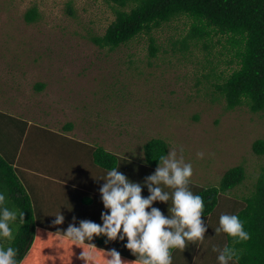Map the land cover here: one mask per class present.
Returning a JSON list of instances; mask_svg holds the SVG:
<instances>
[{
    "label": "rangeland",
    "instance_id": "rangeland-1",
    "mask_svg": "<svg viewBox=\"0 0 264 264\" xmlns=\"http://www.w3.org/2000/svg\"><path fill=\"white\" fill-rule=\"evenodd\" d=\"M69 6L74 16L69 15ZM35 7L39 18L29 24L26 12ZM114 19L104 0H0V113L5 114L0 117V143L5 136L12 144L18 140L16 133L12 138L5 132L7 116L58 131L73 123V138L118 155L129 179L143 182L156 169L148 165L143 147L151 139H164L178 156L183 148L184 161L193 170L188 187L196 193L220 186L229 169L244 164V185L220 197L204 241L189 244L186 252L172 257V264H219L213 248L227 245L226 233L214 230L219 217L240 208L264 165V156L252 151L255 141L264 140V112L254 114L247 107L226 112L223 101H211L213 88L207 89L202 76L213 66L216 73L229 75L236 66L208 57L201 45L185 55L175 53L174 43L189 31L184 20L152 33L159 53L151 58L147 35L114 52L91 41L103 35ZM219 39L213 40L215 53L223 51ZM221 42L225 44L224 39ZM37 84L46 87L39 91ZM148 194L142 188V196ZM152 206L167 214L171 200ZM40 216L50 224L44 212ZM68 224L65 220L57 227ZM116 248L130 252L123 244Z\"/></svg>",
    "mask_w": 264,
    "mask_h": 264
},
{
    "label": "trees",
    "instance_id": "trees-1",
    "mask_svg": "<svg viewBox=\"0 0 264 264\" xmlns=\"http://www.w3.org/2000/svg\"><path fill=\"white\" fill-rule=\"evenodd\" d=\"M104 1L111 6L115 19L103 35L91 37V41L99 48L114 52L138 37L147 35L150 41V57L155 58L158 56L159 47L152 33L163 26L184 20V24L189 25V31L182 40L174 43L175 53L185 55L190 53L193 47L201 45L204 51H208V57H213L214 60L218 57L219 63L236 66L232 67L229 75H226V72L216 73L217 67L213 66L209 73L202 76L206 85H209L207 89L213 88L210 92L211 101H223L226 112L242 107H247L254 114L264 112V0ZM68 11L69 15H75L71 6ZM38 18L36 7L26 12L25 20L29 24L37 22ZM215 38H220L217 44H223V51L218 53L214 52ZM221 39L225 40V44ZM214 60L209 59V66L214 64ZM36 87L41 91L46 86L37 84ZM30 128L32 132H49L40 127ZM73 128V123H68L64 130ZM34 144L37 146L36 142ZM143 148L148 165L155 167L159 157L169 152L168 143L160 138L149 140ZM91 149V159L96 165L108 170L118 167L121 159L118 155L98 145L92 146ZM252 151L258 156H264V140L255 141ZM259 170L254 190L248 197L241 199L243 204L233 213L243 222L244 230L250 234V239L237 242L226 234L227 246L234 248L239 255L238 264H264V165L260 166ZM246 179L247 169L244 164H240L225 173L220 186L197 190L196 195L201 196L204 201L201 219L206 226L209 217L215 214L216 207L220 204V197L231 195L244 185ZM0 191L6 195L7 207L24 211L25 222L16 233L15 240L11 242L18 250L21 264H52L51 257L47 255H55L53 247L60 253L56 264H85L81 252L74 250L75 245H59L57 241L60 235L46 232L49 229L35 211L32 197L19 178L16 168L1 153ZM49 228L54 232L55 227ZM48 237L51 239L48 240ZM96 239V246L109 245L105 243V237ZM8 243L0 241V244L5 246ZM175 250L178 249L171 250L172 255ZM124 253L131 255L128 251ZM36 257L39 259H35ZM135 259L136 257L133 258Z\"/></svg>",
    "mask_w": 264,
    "mask_h": 264
},
{
    "label": "clouds",
    "instance_id": "clouds-1",
    "mask_svg": "<svg viewBox=\"0 0 264 264\" xmlns=\"http://www.w3.org/2000/svg\"><path fill=\"white\" fill-rule=\"evenodd\" d=\"M197 155L202 158L204 154L199 152ZM157 161L155 171L143 182L130 180L118 170L119 167L107 171L100 179L104 181L99 188L104 209L100 213L101 222L82 219L77 224L76 217H73L66 229L53 234H60L57 243H70L78 248L87 245V250L81 253L85 264H96L99 258L95 253L97 247L92 243L95 237H105L106 244L123 242V247L136 257L137 264H172V249L183 252L189 243L203 242L206 232V225L201 219L204 201L188 187L193 170L192 165L184 161L183 148H180L179 156L175 149H171ZM144 187L149 193L147 197L142 196ZM170 200L167 216L152 206L154 202L168 204ZM53 216V226L64 223L61 210ZM24 222V211L7 207L6 195L0 191V241L9 242L6 246L0 244V264H21L18 250L11 242ZM214 230L216 234L226 233L237 242L250 239L243 222L235 214H221L219 226ZM53 248L55 255L47 256L51 257L52 264H56L60 253L56 247ZM213 250L218 252L219 264H238L239 255L234 248L226 245ZM102 253L105 264L129 262L122 259L116 248L104 249Z\"/></svg>",
    "mask_w": 264,
    "mask_h": 264
},
{
    "label": "crops",
    "instance_id": "crops-1",
    "mask_svg": "<svg viewBox=\"0 0 264 264\" xmlns=\"http://www.w3.org/2000/svg\"><path fill=\"white\" fill-rule=\"evenodd\" d=\"M0 115H3L0 116L1 118L5 117V114L0 113ZM4 122L5 132L11 133L12 138L16 133L18 140L12 144L6 136L5 139L1 137L3 143H0L2 145V147L0 146V153L13 163L19 178L32 197L35 211L39 215L44 212L45 219H50L47 220L50 224L45 223L49 229L46 232L53 235L55 231L67 228L65 226L60 227L63 229H59L52 225V221L55 219L53 215L60 210L68 223L73 217H76L78 221L88 219L100 223V213L104 210L99 193V188L104 181L100 179L109 170L96 165L91 159V147L96 143L73 138L70 133L75 129V126L69 131H65L64 128L58 131L14 116H7ZM31 126L40 127L49 132L37 130L32 132ZM35 142L37 146H35ZM68 151L72 156L67 154ZM118 167V170L128 177L129 172L123 169L121 165ZM193 194H196V190L193 191ZM42 203L44 204L43 208ZM164 215L167 216L168 213ZM51 226L55 227L54 232L49 228ZM57 235L60 234L57 233ZM49 239L51 238L48 237ZM96 242L95 237L92 243L95 244ZM115 244H123V242H110L105 247L95 245L97 247L95 253L99 257L97 259L98 264L105 263L102 250L116 248ZM87 247V245L81 248L74 247V250L82 253V251L87 250ZM116 249L120 250V248ZM179 251V249L175 250L174 254L177 255ZM183 252H180L179 256ZM120 253L122 259L129 261L128 264L136 262L133 260L135 256L132 253L131 255L122 251ZM174 254L172 257L175 256Z\"/></svg>",
    "mask_w": 264,
    "mask_h": 264
},
{
    "label": "bare ground",
    "instance_id": "bare-ground-1",
    "mask_svg": "<svg viewBox=\"0 0 264 264\" xmlns=\"http://www.w3.org/2000/svg\"><path fill=\"white\" fill-rule=\"evenodd\" d=\"M2 146V145H1ZM14 155V154H13ZM13 158V157H12Z\"/></svg>",
    "mask_w": 264,
    "mask_h": 264
}]
</instances>
